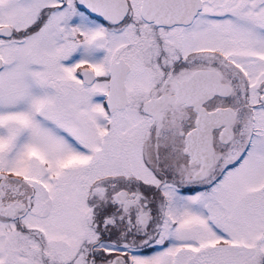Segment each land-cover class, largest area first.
Wrapping results in <instances>:
<instances>
[{
	"label": "snow or ice",
	"instance_id": "6c2138e0",
	"mask_svg": "<svg viewBox=\"0 0 264 264\" xmlns=\"http://www.w3.org/2000/svg\"><path fill=\"white\" fill-rule=\"evenodd\" d=\"M0 264H264V0H0Z\"/></svg>",
	"mask_w": 264,
	"mask_h": 264
}]
</instances>
